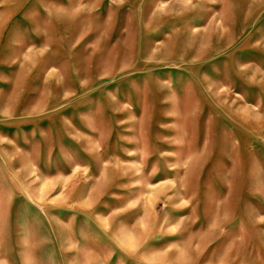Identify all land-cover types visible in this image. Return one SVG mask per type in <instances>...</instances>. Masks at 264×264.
<instances>
[{
    "label": "rangeland",
    "instance_id": "1",
    "mask_svg": "<svg viewBox=\"0 0 264 264\" xmlns=\"http://www.w3.org/2000/svg\"><path fill=\"white\" fill-rule=\"evenodd\" d=\"M0 264H264V0H0Z\"/></svg>",
    "mask_w": 264,
    "mask_h": 264
}]
</instances>
